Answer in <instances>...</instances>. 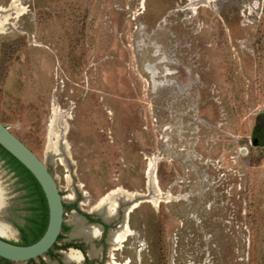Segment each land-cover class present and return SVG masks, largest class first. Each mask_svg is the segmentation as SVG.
Instances as JSON below:
<instances>
[{
	"label": "rangeland",
	"instance_id": "obj_1",
	"mask_svg": "<svg viewBox=\"0 0 264 264\" xmlns=\"http://www.w3.org/2000/svg\"><path fill=\"white\" fill-rule=\"evenodd\" d=\"M17 3L0 32V120L49 167L68 226L76 205L122 187L160 201L129 213L116 261L264 264V146L252 144L264 135V0ZM65 123L69 168L45 155ZM0 176L6 219L22 220L28 199ZM71 231L53 253L0 264L62 262Z\"/></svg>",
	"mask_w": 264,
	"mask_h": 264
},
{
	"label": "bare ground",
	"instance_id": "obj_2",
	"mask_svg": "<svg viewBox=\"0 0 264 264\" xmlns=\"http://www.w3.org/2000/svg\"><path fill=\"white\" fill-rule=\"evenodd\" d=\"M18 0H13L11 2V6L7 9H3L0 7V32L3 31L5 24L10 21L11 11L14 10L17 16L21 15L24 11V7L18 6ZM20 5V4H19ZM67 123V122H66ZM64 126L67 127L68 123ZM53 125V121H52ZM62 125V124H61ZM51 126V125H50ZM63 128V129H64ZM68 128V127H67ZM59 131V130H58ZM63 130H61L60 134L58 133H50L49 138L45 147V155L48 161L55 162L60 161L61 164L65 165L69 168L70 162V152L68 142L65 140V136L62 135ZM57 138V140L55 139ZM148 171V185L149 189L152 190V186L156 188L157 178L154 172V164L150 163ZM1 180V178H0ZM162 197V196H161ZM72 198H74L72 196ZM141 198H145V200L141 201H150L155 206L159 203V198H154L152 193L145 194L140 192H131L122 187L114 189L112 192L105 194L102 196L94 205L91 206L90 210L100 213L106 221H110L114 217L118 215V209L124 206L125 212H131L138 204V200ZM88 196L85 195V200L87 203ZM128 204H125L127 203ZM162 201V200H161ZM9 199L6 194L5 187L0 181V234L6 237H13L15 235L14 230L12 229L9 222H7L3 215L7 213L9 207ZM129 219V218H128ZM112 221V220H111ZM121 222V221H120ZM72 224V237H84L86 239H92L99 235V227L97 225H87L84 223L83 218L78 216L76 213L73 214V218L71 219ZM133 234L128 222L127 217L126 220L123 221L122 225L117 229H113L110 232L109 241L111 243L109 248L110 259L108 258L110 264H129L128 262H118L114 258V250L119 249L120 246L127 238ZM101 237V236H100ZM97 240V239H96ZM109 243V244H110ZM121 249V248H120ZM95 249L90 250V253L94 255ZM64 260L69 264H79L82 260L81 254L76 249H70V252H64ZM97 258V257H96ZM50 264H58L57 262L51 261Z\"/></svg>",
	"mask_w": 264,
	"mask_h": 264
},
{
	"label": "water",
	"instance_id": "obj_3",
	"mask_svg": "<svg viewBox=\"0 0 264 264\" xmlns=\"http://www.w3.org/2000/svg\"><path fill=\"white\" fill-rule=\"evenodd\" d=\"M62 130V135L66 136L67 127ZM252 144L258 145L256 138L253 139ZM0 145L16 157L35 176L45 193L48 203V225L44 234L37 241L30 244H21L0 234V257L10 261L27 262L46 254L57 242L65 222V202L60 187L46 163L1 120ZM141 200H145V198L139 199L138 202L140 203ZM125 204H128V201ZM7 215L8 210L3 215L5 220ZM124 215L125 220L127 217L128 222L129 212L124 210Z\"/></svg>",
	"mask_w": 264,
	"mask_h": 264
},
{
	"label": "flooded vegetation",
	"instance_id": "obj_4",
	"mask_svg": "<svg viewBox=\"0 0 264 264\" xmlns=\"http://www.w3.org/2000/svg\"><path fill=\"white\" fill-rule=\"evenodd\" d=\"M255 138L257 139L258 145H254V146H264V135L262 130L260 129L256 130ZM0 168L3 169V172L0 169V173H7L9 177L13 179V181L17 182V186L22 188V190L26 195V198L28 199V202L26 204V208L28 212L23 215L22 220H20L19 218H11L10 220L8 218L6 219V221L10 223L12 229L14 230V233L19 235L22 241L23 235L29 230L27 226L31 225L32 220L35 218L36 215L35 196L31 192V189L27 186V183L24 180H22L21 175L7 162L6 158L3 157L1 152H0ZM0 181L4 186L2 179ZM81 195L85 197V195H83L82 192ZM76 207L78 211L74 213H76L78 216L83 218L85 224L97 225L100 229L99 235L92 239H86L84 237H74V239H70L71 240L70 242L63 244V248L68 249V251H70V249H76L77 251H79L82 258L79 264H110L108 260V258H110L109 248L111 245L109 241L110 232L113 229H117L118 227H120L123 221L125 220L124 206L118 209V215L113 219H111L112 221L111 220L106 221L105 218L98 212L91 211L90 209H84L80 205H76ZM68 228L70 229L73 228L72 224L71 227H69L67 222L65 221L62 228V233L60 234L57 242L63 236V229L65 230ZM98 240L100 242H97ZM21 241H19L18 243H20ZM57 242L55 243L53 248L48 251V253L54 252V248L57 245ZM92 249H95L96 251L94 255L90 253V250ZM64 252L67 251L60 252L61 255L59 256L62 262H57L58 264H69L64 260V256H65Z\"/></svg>",
	"mask_w": 264,
	"mask_h": 264
},
{
	"label": "trees",
	"instance_id": "obj_5",
	"mask_svg": "<svg viewBox=\"0 0 264 264\" xmlns=\"http://www.w3.org/2000/svg\"><path fill=\"white\" fill-rule=\"evenodd\" d=\"M0 152L7 162L21 175L35 196L36 215L29 230L23 235L21 244H30L37 241L45 232L49 220V208L45 193L35 176L10 152L0 145ZM5 259V258H4Z\"/></svg>",
	"mask_w": 264,
	"mask_h": 264
}]
</instances>
